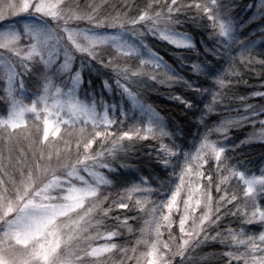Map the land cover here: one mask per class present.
<instances>
[{
	"label": "snow or ice",
	"instance_id": "snow-or-ice-1",
	"mask_svg": "<svg viewBox=\"0 0 264 264\" xmlns=\"http://www.w3.org/2000/svg\"><path fill=\"white\" fill-rule=\"evenodd\" d=\"M225 7L221 0H192L190 3L147 0L143 7L137 6L135 16L116 11L115 15L101 20L98 8L92 13L71 8L65 12L62 0H19L8 5L10 17L0 12V22H3L0 24V50H3L0 51V79L6 82L4 92L8 104L7 115L0 116V131L10 138L8 130L19 129L26 112L38 115V106L43 104L45 112L50 108L66 110L69 119L64 123L73 126L70 135L75 137L74 158L71 143L66 141L69 145L66 157L60 152L55 154L58 168L51 167L50 153L49 167L41 169L37 165L39 174L30 172L12 198L7 188L0 189V264H100L105 254L115 251L127 257L129 249L110 241L120 238L125 230L132 233L131 221L138 220L139 213L148 214L149 219L145 220V226L140 229L141 238L136 241L146 251L137 256L134 246L133 255L127 257L136 264H211L212 258L217 256L220 260L226 258L227 264L233 261L235 264H264V168L260 169L259 176H249L251 170L245 168L247 162L232 164L229 156L230 151L239 147H229L230 130L250 119L254 127L258 122L261 129L251 135L264 141V119H260L264 116V91L250 94L259 98L255 104L249 103L248 96L236 97L244 105L245 114L237 111L236 117H225L223 113H216L220 116L219 122L208 123L216 108L231 99V79L239 75L235 71L237 60L245 66L255 60L252 52L256 41L241 39V30L230 11H223ZM253 7L256 12L252 19L264 22V0L248 5L250 9ZM193 8L196 15L189 20L197 30L206 31L210 27L208 39L217 41L218 47H209L203 38L197 41L193 32L179 30L188 22L180 17L187 16ZM81 21L91 27L80 28ZM149 35L177 49L179 64L198 78L213 81L217 90L198 87L196 81L181 75L145 43ZM81 38L87 43H81ZM198 44L206 57L219 58L222 47L223 54L231 61L229 68L221 71L212 61L199 60ZM98 46L110 49L106 50L107 61L104 52H97ZM237 49V56H232ZM76 53L81 55L77 57ZM186 53H194L197 59L188 63L190 56ZM77 59L80 61L78 69L75 67ZM133 61L138 63L133 64ZM258 63L264 66V60ZM86 74L91 78L85 82ZM32 76H35L37 90L29 107L23 105L16 94L25 95V77ZM149 82L181 84L193 94V99L182 95L169 98L178 101L194 117V151L181 139L185 135L183 129L170 130L165 118L144 99L141 88ZM80 89H85L84 100L77 98ZM207 96H211V100L206 99ZM200 101H203L202 108ZM77 124L81 125L78 130ZM59 131V127L50 126L45 117L42 141H48L50 135L55 137ZM213 135L217 139L213 140ZM165 138L168 143L163 142ZM149 141L159 147L154 149L153 156V146L148 144L147 156L155 162V167L145 175L133 158L139 152L138 145ZM244 143L246 141H241V145ZM40 159H44L43 154ZM213 161L215 169L211 170ZM177 168L180 169L179 183L174 184ZM241 168L244 171H238ZM232 177L244 185L243 211L237 192L234 190L229 195L225 186ZM200 178L205 179L203 186L195 182ZM3 183L0 181V185ZM65 183L69 185L65 195H50L57 189L65 191L62 188ZM213 187L218 199L212 195ZM185 190L188 196L183 199L181 210L178 200ZM133 193L142 198L133 202ZM153 195L161 197L159 203L150 199ZM201 206L205 210L197 215V208ZM248 209L252 210L250 214ZM114 210H136L138 215L130 217L126 211L121 220L112 215ZM174 211H182L178 238L172 235ZM229 217L228 225L222 228ZM109 220L115 223L109 225ZM233 223H238V227H231ZM257 223L261 230L249 232V227L254 228ZM162 227L168 229L167 241L162 239ZM94 228H111L105 236L109 243L90 249L74 247L81 239H94L87 235ZM65 229L68 230L67 240L62 235ZM210 240L230 250L199 259L190 255L192 250Z\"/></svg>",
	"mask_w": 264,
	"mask_h": 264
},
{
	"label": "trees",
	"instance_id": "trees-1",
	"mask_svg": "<svg viewBox=\"0 0 264 264\" xmlns=\"http://www.w3.org/2000/svg\"><path fill=\"white\" fill-rule=\"evenodd\" d=\"M80 1H87V0H80ZM248 0H240L241 4H244ZM147 2V0H113L112 3H114L112 10L114 13L116 11H122V12H129L130 15H137L138 12L136 10L137 6L143 7V5ZM186 3L192 2V0H184ZM78 3L80 4L79 0ZM106 5L108 2L105 3ZM102 6V5H101ZM108 8V7H107ZM106 8V9H107ZM115 9V10H114ZM196 15V11L193 8L191 11L187 13V16L182 15L180 17L181 20H187L188 22L184 24V26L179 29L180 31L188 30L190 32H193L195 35V38L197 41L200 39H204L209 47L219 46L217 44V41L215 40H209L208 36L211 33V28H207L206 31H200L195 28V26L192 24L191 20H189V17H193ZM247 16V15H246ZM245 16V17H246ZM244 17V18H245ZM234 18L236 16L234 15ZM243 19H237L236 25L238 29L241 30V39H249L254 40L257 36H263L264 34H254L250 33L251 29L255 27L256 22H251L249 24H244ZM256 21V20H255ZM205 26H207V21H204ZM241 25L243 26L241 28ZM240 26V27H239ZM145 43L149 44L153 51L157 52L160 56L164 58L173 68H175L178 72H180L181 75L185 76V78H191L192 80L196 81V86L202 87V88H209L211 87L213 91H216V87L214 85V82L211 80H204L203 78H198L197 76L193 75L189 68L182 67L179 62L176 60V54L177 49H175L173 46L169 45L166 41L159 40L155 37H152L149 35V38L145 40ZM262 45H259L255 47L254 51L252 52V56L255 58L254 62L248 66H245L243 63H240L239 60H237V65L235 68V71L239 74L238 77H233L231 79L232 87L229 91V96L231 99L225 100L222 105L216 108L215 113H213L209 119L208 123L211 125L213 123H218L220 116L216 113H223L225 117H236L237 111L239 114L243 115L244 113V105L240 104L239 100L236 98L238 96H248L249 97V103H258L259 98L258 97H252L250 94L256 91H264V66L260 65L258 63L259 60H264V49L261 48ZM198 47L200 48L201 55L198 57L199 60H205L208 59L212 61L217 68H219L221 71L228 69L229 64L231 61L228 59L227 56L223 54V48L220 47L221 56L215 57V56H205L203 52V47L198 44ZM238 49L234 50L231 55L237 56ZM190 56V59L188 63H190L192 60L197 59L196 55L194 53L187 54ZM247 55V53H245ZM240 80V82H238ZM141 92L144 96V99L148 104H151L156 110L160 113L161 116H163L168 123V127L170 130H175L177 127L183 129L184 136L181 138L184 142V144L189 148H192L194 150L192 141H193V134L196 132V128L193 127V120L194 117L191 112L184 109L183 105H181L178 101L172 100L169 97L175 96V95H182L186 99H193V94L189 92L186 88H184L181 84H173L169 86L168 84H159L155 82H149L148 85L143 86L141 88ZM235 93V96L232 94ZM196 99H199L198 97ZM206 99L211 100V96H207ZM201 108L204 106L203 101H200ZM232 109L233 111L229 112L227 109ZM199 115V113H197ZM262 117V116H261ZM260 117V118H261ZM252 120L250 119L247 123L241 124L238 128H233L230 130L231 135V144L229 147H232V145H237L239 147L236 148L235 151H230L229 156L232 157L231 163L236 164L237 161H246L245 168L251 170L248 174L254 173L257 174L260 165L262 164L264 160V141H252L249 139V132H251L253 129H257L260 127L259 123H255V127L252 125ZM126 127V126H125ZM114 131V129H113ZM203 131V129H201ZM212 139H217L216 135L212 136ZM75 141V139H72ZM241 141H246L243 145H241ZM164 143H168L167 138L164 139ZM148 144H152L153 151L152 155H155V148H158L159 145L154 141H149L147 144H141L138 145L139 152L137 153V157L133 158V162L137 163L139 167L142 168L143 174L147 175L149 174L155 167V162L151 160L147 153L150 150L148 147ZM207 167V165L205 166ZM215 169V162H212L211 170ZM157 171H159L157 169ZM238 171H244L243 168L238 169ZM180 172V169L177 168V176L173 177L174 184L179 183L178 174ZM227 175V174H225ZM219 179V177H217ZM200 183L201 186L204 185L205 179L200 178L198 181H195ZM228 189L229 195L232 194V192L235 190L238 194V196L241 198V211H243V187L241 181L238 180L236 177H232L225 185ZM223 194V192H221ZM170 195V192L168 193ZM212 195L218 199L219 197L216 195L215 188L212 189ZM188 192L185 190L181 193V198L179 199L178 206L182 210L183 207V199L187 198ZM133 202L137 198H142L140 194L133 193L132 194ZM198 198V197H197ZM151 200H155L157 203H159L161 197L157 195H153L150 197ZM164 200L167 199V196L163 197ZM235 206V205H234ZM149 209L151 205L148 206ZM127 210H114L112 212L113 216H119L121 220L125 218V212ZM165 213L167 212L166 209L163 210ZM201 211H203V207L197 208V214H199ZM249 214L251 212L250 209H248ZM127 215L130 217H136L138 215V212L136 210L127 211ZM159 215V213H158ZM181 215V211L177 212L174 211L172 213V235L174 237H180V229L178 225V217ZM140 218L135 221H131V225L134 229L132 233H129L128 231H124L123 235L118 238L112 240V243H116L120 245L123 248L129 249L127 253V257H131L133 255L131 249L135 246L137 248L136 255L138 256L140 253L146 251V249L141 246L137 245L136 241L141 238V232L140 229L145 226V220L149 219L148 214L146 213H139ZM229 217L228 219L224 220L221 227L223 228L225 225H228L229 223ZM109 225H113L115 222L109 220L107 222ZM234 229L238 227V223H233L231 225ZM99 230L103 233H106L108 230H111V228H99ZM249 232L255 231L258 233L261 230L260 225L257 223L254 228L249 227ZM161 231L163 232L162 239L167 241L168 240V229L166 227H162ZM213 235L215 232L212 233ZM230 249L225 247L224 245H221L218 241H209L206 244H202L198 246L196 249L192 250L190 252V255L196 257L199 259L201 256H206L208 254H222L226 251H229ZM127 257L124 256L122 252L115 251L114 254H106L102 259L100 264H120V261L123 260L124 264H136L135 260H129ZM211 264H227L226 258L224 260H220L219 257H213ZM233 264L235 262L233 261Z\"/></svg>",
	"mask_w": 264,
	"mask_h": 264
},
{
	"label": "rangeland",
	"instance_id": "rangeland-1",
	"mask_svg": "<svg viewBox=\"0 0 264 264\" xmlns=\"http://www.w3.org/2000/svg\"><path fill=\"white\" fill-rule=\"evenodd\" d=\"M53 2H55V0H53ZM62 2L64 3L65 12H67L71 8L72 11L92 13L94 8H98L99 19L101 20L110 18L111 16L116 14L112 10L113 5H114V3H112L113 0H87V1L79 0L80 4L78 3V0H62ZM106 2H108L107 5L105 4ZM221 2L222 4L227 6L223 9V11L225 12L230 11L233 17L235 15L236 18L234 19L236 22H237V19H243L246 15L247 16L243 20L244 24L256 22L255 27L251 29L250 33L264 34V22H262L259 18L255 19L256 21L253 20L252 15L253 13L256 12V9L254 7L251 9L248 8V5L258 3V0H248L244 2V4H241L240 0H221ZM10 3H19V0H0V12H3V14L8 17L11 16V12L8 9V5ZM77 5L79 6L78 8L76 7ZM2 23L3 22H0V24ZM52 26L55 27V22H53ZM79 27L88 28L91 26L88 25L86 21H81L79 24ZM108 31L111 32L112 30L108 29ZM253 41H256L255 47L262 45L261 48L264 49V37L262 35L257 36ZM80 42L84 44L87 43V41L83 40V38H81ZM22 46L23 45H21V47ZM106 50H110L108 49V46H98L97 47L98 53L100 52L105 53L104 55L105 61H107V59L109 58L108 55L106 54ZM0 51H3V50H0ZM76 55L77 57H79L81 54L76 53ZM62 62H63V58L61 57V63ZM79 63L80 61L79 59H77L75 61V67L77 69L79 68ZM132 63L135 64V63H138V61H133ZM121 67H123V64H121ZM0 76H2V72H0ZM89 78L91 77L87 76L86 74L85 82ZM160 78L163 79L164 77L161 76ZM64 79L66 80L67 76H65ZM57 80H59V77H57ZM25 83H26L27 92L23 96L17 93L16 98L20 100L23 105H27L31 107L33 99H34L33 93L36 92L37 90L35 76L25 77ZM5 87H6L5 80L0 79V116H6L7 110H8L6 94L4 92ZM98 87H99V82H97V88ZM65 91H67V89H65ZM84 91L85 89L78 90V93H77L78 99L80 100L85 99ZM61 99H63V97ZM49 103H52V101L49 100ZM43 109H44V106L43 104H41L38 106V115L37 113L26 112L24 114V118L21 122L20 128L16 130H12V129L8 130V132L11 133L10 138L6 133H4L3 131H0V181L4 182L2 185H0V189L7 188L9 190L10 198H12V194L15 193L17 187L21 184V181L30 172H35L36 174H39L40 169H37L36 167L37 165H40L41 169L45 167H49L47 158L50 153L52 154L51 167L53 168L59 167L56 163L55 154L57 152H60L64 155V157H66L67 150L69 147L66 141H70L71 148H72V157L73 158L75 157V141L72 140V139H75V137L70 135L74 131V129L72 125L64 123V121L69 119L68 113L66 112V110H61L58 108H50L48 112H45ZM45 117H47L50 126H58L60 131L55 137L50 135L49 140L46 142H43L42 141L43 123H44ZM260 119H264V116H262ZM80 126H81L80 124H77L76 130H78ZM260 130L261 129L259 127L249 132V139L252 141H262L258 137H254L251 135L254 131L259 133ZM41 154H43L44 156L43 160L40 159ZM63 162H64V159L62 158L61 163ZM261 168H264V160L262 164L260 165L257 174L250 173L248 175L249 176L251 175L259 176L261 174L260 173ZM48 178L51 179V174H49ZM62 179H67V178L62 177ZM78 183L79 182H77V184ZM67 187H69V185L65 183L62 185V188L65 189V191H61L57 189V190L52 191L50 195L54 197L63 196L66 194ZM56 202H60V201H56ZM204 210L205 209H203V211ZM203 211H201L199 214L197 213L196 214L202 215ZM181 214H182V211H181ZM179 219H180V216L178 217V220H177L178 225H179ZM63 222H66V221H63ZM190 223L191 222L189 221V225ZM97 233H99V235H97ZM62 235H63V239L67 240L68 230L67 229L63 230ZM87 235L94 237V239L90 241H85L81 239L78 244H74V247L90 249L92 247H99L105 243H109V241L105 239L106 233L101 232L99 228L98 229L94 228L92 231L88 232ZM110 242L112 243V241Z\"/></svg>",
	"mask_w": 264,
	"mask_h": 264
}]
</instances>
